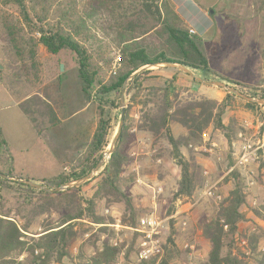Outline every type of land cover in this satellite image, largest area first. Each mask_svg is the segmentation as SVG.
Masks as SVG:
<instances>
[{
  "label": "rangeland",
  "instance_id": "374dc122",
  "mask_svg": "<svg viewBox=\"0 0 264 264\" xmlns=\"http://www.w3.org/2000/svg\"><path fill=\"white\" fill-rule=\"evenodd\" d=\"M82 3L83 0H59L53 3L48 15L49 21L59 19L62 10H68L71 19L77 20L79 16H83L80 12ZM258 7L255 12L256 23L258 20L260 22V30L250 40L252 55L249 68L245 71L244 68L234 67L228 62L233 53L236 66L237 61L241 60V49L237 46L240 42V32L237 28L239 25L235 24L231 39L236 49L223 59L220 74L194 71L196 76L206 80L225 78V82L235 85L241 93L251 97L255 95L254 98L257 99L259 95L264 94V74L258 72L259 53L264 44V0H258ZM214 9V27L221 30L216 39L224 45L226 51L231 42L230 29L233 23L231 20H221L217 16L218 8ZM211 33L207 35L208 39ZM96 34L98 38L91 42L92 48L95 49V63L100 67V77L107 79L120 65L119 49L113 42L105 39L100 31ZM85 35L86 33L81 31L79 39L84 41ZM38 37L39 34L33 32L31 26L24 24L16 7L0 2V172L9 171L14 177L42 180L56 177L59 173L67 175L74 160L88 148L96 125L99 101L95 96V89L90 91V95L83 93L74 55L64 50L52 55L37 43ZM218 62L217 57L211 58L214 66ZM261 62L264 69V61ZM172 69L152 68V72L144 76L136 87L142 90L149 86L163 85L174 74ZM181 72L177 73L174 85L188 89L184 95L188 93L191 96L202 95L218 101L224 100L226 90L214 85H205ZM128 83L129 81L127 85ZM234 83H241L245 87ZM35 93L44 94L45 100L63 119L59 127L43 130L39 137L34 134L30 123L16 104ZM230 97L227 100L230 105L226 106L222 120L225 125L233 122L235 129L230 133L213 129L211 126L198 140L183 148L184 153L191 150L201 165L202 182L189 199L173 198L180 178V168L171 156L170 146L163 139L153 144V138L148 132L137 129L141 109L138 102L132 103L128 108V142L123 148L126 161L120 174L121 189L132 199L136 221L151 212L165 220V230L162 234L163 252L159 257L149 260L137 258L136 236L128 229L117 230L113 226L117 220L128 226L122 221L125 215L124 203L102 199L94 202V214L104 219V223H95L90 215L74 220L75 238L68 247L67 257L57 261L56 256L52 255L47 264H160L164 259L167 264H201L210 249L208 241L202 235V228L217 218L219 206L228 191L233 188L234 181L241 184L246 195V202L242 207L245 220L238 223L233 241L226 243L231 246H225L224 251L242 257L244 264H256L258 253L264 251V108L258 106L255 110H250L243 98L236 95ZM109 98L118 104L120 94L112 93ZM129 103L130 95L125 90L126 108ZM75 113L77 115L74 116ZM110 114L113 128L105 151L117 131L120 108L110 109ZM34 119L40 126L45 121L36 115ZM172 130L175 136L185 132L177 124L172 125ZM226 133L229 135L228 140ZM37 138L42 142L41 146L38 145ZM3 139L8 144H3ZM244 143L251 146V153L248 161L240 165L237 161L242 154L241 147ZM108 159L107 155H104V162L96 174L78 186L80 196L90 197L94 193L100 180L98 175ZM157 187L162 190L158 192ZM152 188L156 189V193H153ZM208 189L211 195L205 193ZM32 200L33 198L12 193L3 202V206L5 210H9V218L21 225L24 220L20 215L25 213L21 212L17 203L20 201L26 206L25 203H35V200ZM30 207L31 205H28L27 209ZM50 208L48 212L37 217L28 231L24 232L26 237L23 240L27 244H31V239L39 236L43 226H56L57 221L62 218L60 212ZM129 215L130 212L126 217ZM172 228L175 231L173 235ZM224 229L226 231L227 227ZM170 235L173 243L168 242ZM252 237L257 239L256 243H251ZM105 245L117 248L118 252L108 256V262L91 261L103 252ZM39 253L40 250L34 251L35 256ZM110 253L111 251H108L106 254ZM26 255H18L16 260H22ZM44 258L45 255L42 254L41 260Z\"/></svg>",
  "mask_w": 264,
  "mask_h": 264
},
{
  "label": "trees",
  "instance_id": "16d2710c",
  "mask_svg": "<svg viewBox=\"0 0 264 264\" xmlns=\"http://www.w3.org/2000/svg\"><path fill=\"white\" fill-rule=\"evenodd\" d=\"M0 2L17 8L24 24L31 26L33 32L39 34L37 43L48 53L55 55L64 50L73 54L82 81L83 93L90 95V91L95 89V96L99 101L96 125L88 148L74 160L69 173L67 175L59 173L56 177L42 180L25 177L36 182L41 181L49 188L80 179L97 164L108 146L113 128L110 109L118 107L117 102L109 96L112 93L120 94L124 80L132 72L148 64L168 61L181 63L193 71L216 75L210 69L208 59L199 46L198 36L190 32L187 23L172 8L169 0H83L80 11L83 16L74 21L68 10H62L60 18L52 22L49 21L48 15L53 3L59 0H0ZM81 31L86 33L84 41L79 39ZM97 31L119 49L120 65L107 79L100 77L98 72L100 67L95 63V49L92 48L91 42L98 38ZM233 54L228 61L230 65L236 63ZM172 70L174 74L160 86H149L142 90L136 87L144 76L152 72L151 70H143L129 81L126 93L130 95V103L125 111L120 136L107 164L98 175L100 180L97 189L90 197L80 196L79 187L48 193L0 178V264H47L52 255L56 256L57 261L67 257L68 247L75 238L74 220L90 215L95 223H104V219L94 214V202L97 200L124 203L123 223L128 226L136 224L132 199L127 196L124 189H121L120 176L122 165L126 161L123 148L128 142V108L132 103L138 102L141 105L137 129L148 132L153 138V144L163 139L170 146L171 156L180 168V178L173 198L189 199L192 196L195 188L202 182L201 165L191 150L184 153L183 148L198 140L211 126L213 129L230 133L235 129L233 122L225 125L222 120L226 106L230 105L227 100L235 95L226 92L223 101L202 95L191 96L188 93L184 95L188 89L174 85L177 73L182 72ZM234 84L245 87L241 83ZM45 99L44 94L35 93L18 103L37 135L60 123L53 107ZM259 99H264V94L259 95ZM245 104L250 110L261 106L249 101H245ZM34 115L45 120L41 126L35 123ZM173 124L179 125L185 132L175 136ZM0 134L2 135L1 130ZM227 138L229 135L226 133ZM2 143H5L4 139ZM4 173L12 175L9 171ZM232 175L237 177L234 173ZM227 180L228 178L225 179L226 182ZM12 193L35 200V203L23 201L26 206L20 201L17 203L21 212L25 213L20 215L24 220L21 225L9 218V210H5L3 206V202ZM245 202L246 195L241 184L234 181L233 188L228 191L219 206L217 218L202 228V235L208 241L210 249L201 264H244L242 257L230 251L225 252L224 248L231 246L230 243L228 245L226 243L233 241L238 223L245 220V214L242 212ZM28 205L31 207L27 209ZM48 206L53 211L60 212L62 218L57 221L56 226L50 224L43 226L39 236L31 239V244H27L23 240L26 237L24 232L28 231L37 217L49 211ZM128 212L130 215L126 217ZM174 233L172 228L171 235ZM171 235L168 242L173 243ZM251 240V243L257 242L254 237ZM35 250H40L41 253L35 256ZM108 251H111L110 255L106 254ZM116 252L117 248L105 245L103 252L91 261L108 262V256ZM23 253L27 254L26 257L16 260L17 256ZM42 254L45 258L41 260ZM255 263L264 264V251L258 253ZM160 264L167 262L164 259Z\"/></svg>",
  "mask_w": 264,
  "mask_h": 264
},
{
  "label": "crops",
  "instance_id": "0c3cea01",
  "mask_svg": "<svg viewBox=\"0 0 264 264\" xmlns=\"http://www.w3.org/2000/svg\"><path fill=\"white\" fill-rule=\"evenodd\" d=\"M205 1V2H204ZM172 8L181 16V18L188 24V26L194 31V34L199 38V46L208 59L210 69L216 73L220 74L221 64L226 56H229L236 49L235 44L232 41V32H235V24L239 25V44L237 45L241 51V60L237 61V64L234 63V67H242L246 71L249 68L251 62L250 58L252 55L250 40L254 38L256 32L260 30V22L256 23V12L255 9H258V0H170ZM218 8L219 13L218 17L221 20L232 21V29H230V43L228 49L224 51V45L217 40L219 37V32L221 30L214 27V12ZM207 11L209 14H207ZM211 13V14H210ZM259 19V18H258ZM237 31V30H236ZM212 32V33H211ZM211 33V37L208 39L207 35ZM264 46V44H263ZM234 55V54H233ZM217 57L219 62L216 66L211 63V58ZM259 63H258V72L264 74V69L262 60H263V48L259 53ZM264 63V62H263ZM206 92V91H203ZM18 106V102H16ZM261 108H264V105H261ZM54 111L57 114V117L60 123L54 127L57 128L60 126L63 119H61L57 110L53 107ZM22 113V112H21ZM23 114V113H22ZM77 113L74 114V116ZM26 120L30 123L34 134L36 133L32 123L28 118L23 114ZM76 119V117L74 118ZM52 129V128H48ZM46 129V130H48ZM37 135V134H36ZM38 137L40 135H37ZM38 145H42V142L37 138ZM5 141V140H4ZM264 142V141H263ZM4 144H8L6 141ZM59 162V160L57 159Z\"/></svg>",
  "mask_w": 264,
  "mask_h": 264
},
{
  "label": "water",
  "instance_id": "95a60500",
  "mask_svg": "<svg viewBox=\"0 0 264 264\" xmlns=\"http://www.w3.org/2000/svg\"><path fill=\"white\" fill-rule=\"evenodd\" d=\"M161 67L181 70L184 73H186L187 75H189L190 77H193L194 79H196L197 81H199L205 85H209V86L214 85V86L220 87L229 93H232L236 96L243 98L245 101L256 102L260 105H264V99H257V98L245 95L244 93H241L235 87V85H230L229 83H227L223 80H206V79H203L201 77H198L195 75V73L192 69L186 67L185 65H183L181 63L168 62L167 61V62H161V63L148 64V65L142 66L139 69H137L136 71L132 72L124 80L122 87H121L120 98H119V102H118V107L120 108V118H119V122H118V126H117V131H116V133H115V135H114V137L110 143L108 150L104 151L101 158L98 160L97 164L84 177L77 179V180L67 182V183L62 184V185H59L55 188H49V187L45 186L43 183L36 182V181H33V180L25 178V177H14V176H11V175H8L5 173H1V172H0V178L7 179L10 181H15L17 183H22V184L27 185L31 188L43 190V191H46L48 193H54V192L66 190L68 188L78 187L80 184H82L86 180L91 179V177L94 174H96L99 167H101V165L103 164L104 155H107V158H109L110 154L114 151V149L116 147L118 138H119L120 133H121L122 125L124 122L125 111H126L125 90H126L127 82L130 81L134 76H136L137 74H139L143 70H150L152 68H161ZM60 68L62 69V66Z\"/></svg>",
  "mask_w": 264,
  "mask_h": 264
},
{
  "label": "built area",
  "instance_id": "2783aa9c",
  "mask_svg": "<svg viewBox=\"0 0 264 264\" xmlns=\"http://www.w3.org/2000/svg\"><path fill=\"white\" fill-rule=\"evenodd\" d=\"M190 32L194 33L192 29H190ZM241 148L242 154L240 155L237 164L244 165L248 161L251 153V146L244 143ZM66 169L67 168H65V170ZM156 189L158 192L162 190L161 187H157ZM156 189L152 188L153 193H156ZM207 192L211 195V191L209 189L205 193ZM113 226H115L117 230H119V228L128 229L136 235V256L138 259L149 260L159 257L162 254V234L165 230V220L158 216L155 212L139 217L134 226L123 225L118 220L113 224Z\"/></svg>",
  "mask_w": 264,
  "mask_h": 264
}]
</instances>
